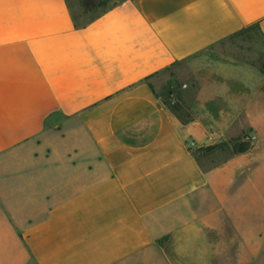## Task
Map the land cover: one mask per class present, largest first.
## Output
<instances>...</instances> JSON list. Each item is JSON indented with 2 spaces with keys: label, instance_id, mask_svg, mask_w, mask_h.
<instances>
[{
  "label": "crops",
  "instance_id": "obj_1",
  "mask_svg": "<svg viewBox=\"0 0 264 264\" xmlns=\"http://www.w3.org/2000/svg\"><path fill=\"white\" fill-rule=\"evenodd\" d=\"M255 22L264 0H120L84 24L68 0H0V264H253L248 152L205 168L195 147L258 132L261 78L220 61L208 79L241 119L227 136L204 79L182 123L154 78Z\"/></svg>",
  "mask_w": 264,
  "mask_h": 264
},
{
  "label": "rangeland",
  "instance_id": "obj_2",
  "mask_svg": "<svg viewBox=\"0 0 264 264\" xmlns=\"http://www.w3.org/2000/svg\"><path fill=\"white\" fill-rule=\"evenodd\" d=\"M68 1L77 23L84 24L120 0H105L103 4H100V0ZM220 61L240 62L244 66L240 69L241 74L248 73L252 77L261 78L259 90H264V37L259 28L254 26L234 33L186 59L173 63L162 69L154 79L155 88H159L167 103L180 105L178 112L183 115L189 111L195 116L197 113L193 105L197 98L199 85L204 79L202 92L197 102L207 105L211 112V120L216 125V131L227 136L240 132L242 123L240 119L234 125L227 126L231 118L222 113L218 98L213 96L214 86L209 83L208 79L221 77L217 67ZM243 133H246L243 139L250 143V147L245 151H240L248 152V156L237 168L235 183L240 186L248 184V187L252 189L251 192L242 194L240 199L249 203L252 198L254 204L256 202L254 198L257 196V203L261 206L264 204V125L259 127L257 133L251 130ZM195 151L205 168L219 165L233 154L239 153L234 152L231 147L212 146V144L197 146ZM82 174L83 176L86 174L84 168ZM254 213L260 224L261 218L264 219L262 217L264 213L260 211ZM258 229L263 234H258L259 249L253 264H264V227L259 225Z\"/></svg>",
  "mask_w": 264,
  "mask_h": 264
},
{
  "label": "trees",
  "instance_id": "obj_3",
  "mask_svg": "<svg viewBox=\"0 0 264 264\" xmlns=\"http://www.w3.org/2000/svg\"><path fill=\"white\" fill-rule=\"evenodd\" d=\"M104 2H105V0H100V4H103ZM78 24H80V23H78ZM253 26L259 28V30H260V23L255 22V23H252L250 25L243 27L239 31L245 30V29H247L249 27H253ZM239 31H237V32H239ZM237 32H235V33H237ZM151 85L153 86V84H151ZM164 102H165L166 106L168 107V109L173 114H175L179 119H181L182 123H187L188 121L195 118V115L189 111L184 114L185 116L182 113H179L178 111H179L180 105H178V104L170 105L165 100H164ZM245 135H246V133H243V134L237 135L235 137H230V138L224 139L218 143H213L212 146L224 145V146L231 147L234 152L245 151L250 147V143L243 139V136H245Z\"/></svg>",
  "mask_w": 264,
  "mask_h": 264
}]
</instances>
